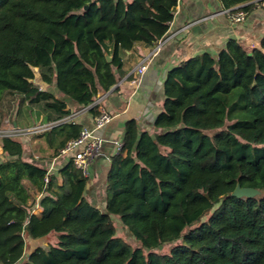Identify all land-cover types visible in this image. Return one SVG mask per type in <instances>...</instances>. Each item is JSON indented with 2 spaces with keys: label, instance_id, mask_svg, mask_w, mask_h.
I'll return each instance as SVG.
<instances>
[{
  "label": "trees",
  "instance_id": "trees-1",
  "mask_svg": "<svg viewBox=\"0 0 264 264\" xmlns=\"http://www.w3.org/2000/svg\"><path fill=\"white\" fill-rule=\"evenodd\" d=\"M178 1L0 0V106L20 95L40 109L37 125L57 123L38 136L51 160L65 162L51 172L26 158L21 140L0 137V264H17L26 239L52 233L57 243L35 248L22 264H264V36L250 50L230 39L218 54L168 72L153 132H140L134 120L125 125L105 208L87 199L88 177L61 156L83 129L60 124L68 106L96 117L93 104L116 85L127 54L169 35ZM218 1L247 14L261 3ZM35 70L55 92L33 83ZM2 119L0 112V126ZM237 185L263 194L235 198ZM112 217L139 248L116 236Z\"/></svg>",
  "mask_w": 264,
  "mask_h": 264
},
{
  "label": "crops",
  "instance_id": "crops-1",
  "mask_svg": "<svg viewBox=\"0 0 264 264\" xmlns=\"http://www.w3.org/2000/svg\"><path fill=\"white\" fill-rule=\"evenodd\" d=\"M224 12L218 0H179L168 31L172 37L151 60L143 76L137 74L136 68L150 55L154 47L138 44L135 51L127 54L123 73L118 74L116 85L101 95L103 98L99 105H96L99 111H107L112 120L99 131L106 142L102 155L89 169L86 197L93 205L100 209L105 208V179L111 157L115 155V142L122 141L126 123L134 120L140 132H153L154 121L163 108L164 82L171 69L201 53L218 54L230 39L238 41L246 50L259 44L264 36V5L257 4L242 23H232ZM208 16L211 17L197 21ZM184 28L186 30L179 33ZM71 107L73 110L83 108L69 105L68 109L71 110ZM93 119V115L87 111L77 118L76 123L81 124L83 128H91ZM25 140L21 139L25 145L26 158L39 160V163L46 164L51 172H57L65 163L61 158L50 159L53 150L44 138L35 136L34 140ZM0 154V159L4 160L5 155L1 147ZM33 214L39 219L43 217L40 208H36ZM47 238L49 236L38 240L26 239L24 257L17 264L27 261L28 255L35 248L46 247Z\"/></svg>",
  "mask_w": 264,
  "mask_h": 264
},
{
  "label": "built area",
  "instance_id": "built-area-1",
  "mask_svg": "<svg viewBox=\"0 0 264 264\" xmlns=\"http://www.w3.org/2000/svg\"><path fill=\"white\" fill-rule=\"evenodd\" d=\"M260 2L261 3L259 4L264 5V0H260ZM224 14L227 15V17L232 23H242L246 20L247 15H248L242 10H236V11L225 10ZM209 17L211 16L204 17L197 21L198 22L204 21L205 19H208ZM185 30L186 28L181 29V31L179 30L180 32L179 31L177 32L181 33L182 31H185ZM174 35L175 34H173V36ZM171 37H172L171 35H168L164 37L163 39H160L157 41L150 55L147 58L143 59V61L136 68L137 74L139 76H143L146 73L151 60L160 52V50L162 49V46ZM40 90H42L41 87H40ZM102 98L100 96L93 105H99ZM87 111H89V107H85L79 110L75 109L71 112V114L68 117L62 119L59 122L60 124L61 123H73L74 124L76 123L77 118L80 115L86 113ZM5 119L8 122L9 116L6 115ZM111 120H112V116L109 113H107V111H105L104 109H100L99 114L93 119L92 127L83 128L82 131L80 132L79 137L69 142L64 147V149L61 150V156L70 157L73 160L75 168L82 171V173L86 177H88L89 175V169L91 165L103 153V147L106 141L99 134V131L104 129L106 125H108L111 122ZM54 125H57V123L34 126L33 128L26 131L25 133H40L41 134L51 129ZM25 133H20L22 135H18V136H23ZM122 147H123L122 141L115 142V154H118L122 150ZM47 181L48 179H46V182Z\"/></svg>",
  "mask_w": 264,
  "mask_h": 264
},
{
  "label": "rangeland",
  "instance_id": "rangeland-1",
  "mask_svg": "<svg viewBox=\"0 0 264 264\" xmlns=\"http://www.w3.org/2000/svg\"><path fill=\"white\" fill-rule=\"evenodd\" d=\"M36 79L33 81L36 85L46 90H51L55 92V89L52 86H47L42 83L38 70H35ZM59 96V95H58ZM61 97V96H60ZM63 98V97H62ZM40 111L38 107H30L23 101V97L20 95H13L6 99L2 106H0V112L3 116L2 124L0 126V137H12L17 138L18 140L26 139L34 140L35 136L40 135V133H25L30 130L34 126H38L37 124L40 122V116L36 111ZM19 111V114H18ZM73 108L71 107V112ZM9 116V121L7 122L5 117ZM18 121L19 128H14V121ZM20 133H25L23 136ZM213 140L217 144L218 143V135H213ZM1 156V154H0ZM263 194V193H262ZM113 225L116 229V236L121 238L124 242L129 244L133 249L139 248L140 243L133 238V236L128 232V230L121 224L119 218L112 217ZM47 243L55 245L58 240V234L52 233L47 238ZM50 242V243H49ZM181 243V241H175L169 244L164 245L161 248H158L153 251V253L157 255L166 254L170 251V249L174 246ZM147 254V251H144Z\"/></svg>",
  "mask_w": 264,
  "mask_h": 264
},
{
  "label": "water",
  "instance_id": "water-1",
  "mask_svg": "<svg viewBox=\"0 0 264 264\" xmlns=\"http://www.w3.org/2000/svg\"><path fill=\"white\" fill-rule=\"evenodd\" d=\"M107 60L110 62L111 57L107 56ZM14 126L16 127V123H14ZM262 195V192L255 188L250 187H244L242 188L240 185H237L234 192L232 193V196L239 199H251V198H257Z\"/></svg>",
  "mask_w": 264,
  "mask_h": 264
}]
</instances>
